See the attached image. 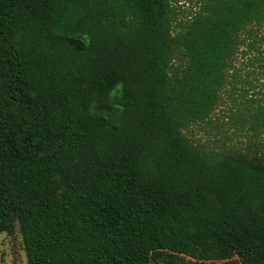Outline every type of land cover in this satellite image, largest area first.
I'll return each mask as SVG.
<instances>
[{
  "label": "trees",
  "instance_id": "16d2710c",
  "mask_svg": "<svg viewBox=\"0 0 264 264\" xmlns=\"http://www.w3.org/2000/svg\"><path fill=\"white\" fill-rule=\"evenodd\" d=\"M180 1L0 0V233L27 264H264V154L188 134L227 89L264 127V0Z\"/></svg>",
  "mask_w": 264,
  "mask_h": 264
},
{
  "label": "rangeland",
  "instance_id": "374dc122",
  "mask_svg": "<svg viewBox=\"0 0 264 264\" xmlns=\"http://www.w3.org/2000/svg\"><path fill=\"white\" fill-rule=\"evenodd\" d=\"M195 1V0H194ZM184 9L191 6L190 0L179 2ZM246 94L248 100H255L248 104L252 113L260 112L259 105L264 103V79L253 81ZM230 89L223 91L222 101L212 115V122L195 125L188 133L192 139L215 150L227 148L241 150L249 154H264V127L259 133L253 131L255 121L250 115L241 113L230 99ZM243 99L237 98L238 105ZM244 114V115H243ZM0 264H27L22 237L18 225L13 234L0 233Z\"/></svg>",
  "mask_w": 264,
  "mask_h": 264
}]
</instances>
